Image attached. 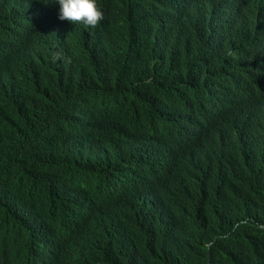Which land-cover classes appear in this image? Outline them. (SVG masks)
<instances>
[{"label": "trees", "instance_id": "trees-1", "mask_svg": "<svg viewBox=\"0 0 264 264\" xmlns=\"http://www.w3.org/2000/svg\"><path fill=\"white\" fill-rule=\"evenodd\" d=\"M31 1L0 0V264L77 231L95 264H264L263 107L242 133L222 107L263 24L98 0L97 27L68 28Z\"/></svg>", "mask_w": 264, "mask_h": 264}, {"label": "clouds", "instance_id": "clouds-1", "mask_svg": "<svg viewBox=\"0 0 264 264\" xmlns=\"http://www.w3.org/2000/svg\"><path fill=\"white\" fill-rule=\"evenodd\" d=\"M52 7L53 18L68 28H95L104 19L103 9L98 0H48ZM26 9H33L34 2L26 0ZM220 11L228 19L230 25L236 27L254 28L263 24L262 38L264 42V0H169L166 11L171 14H183L188 24L207 20L208 15ZM264 49V48H263ZM224 113L236 123H239L245 113L252 115L258 107L264 111V56L257 60L248 70L244 81L231 84L230 93L222 102ZM170 113L168 108L159 104L156 113L149 116V124L154 128L155 137L160 136L168 127ZM232 143V138H227ZM83 232L77 231L70 243L55 251L39 253L38 264H95L94 257L85 253ZM82 247V248H81ZM98 249V246L96 247Z\"/></svg>", "mask_w": 264, "mask_h": 264}]
</instances>
